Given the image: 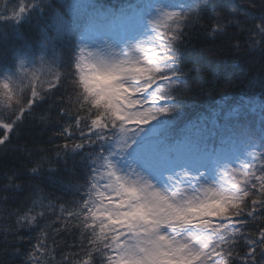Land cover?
<instances>
[{
    "label": "snow or ice",
    "instance_id": "1",
    "mask_svg": "<svg viewBox=\"0 0 264 264\" xmlns=\"http://www.w3.org/2000/svg\"><path fill=\"white\" fill-rule=\"evenodd\" d=\"M252 7L0 11V264H264V5ZM223 51L240 76L209 73L203 55ZM253 55L260 93L176 132L178 96L234 86Z\"/></svg>",
    "mask_w": 264,
    "mask_h": 264
},
{
    "label": "trees",
    "instance_id": "2",
    "mask_svg": "<svg viewBox=\"0 0 264 264\" xmlns=\"http://www.w3.org/2000/svg\"><path fill=\"white\" fill-rule=\"evenodd\" d=\"M19 2L20 0H0V11H3L5 7L12 9ZM98 3L111 6L118 4L119 0H98ZM228 4L231 8L254 4V7L250 8L249 12L250 14H255L260 10L261 5H264V0H228ZM239 10L243 14L245 8L240 7ZM19 31L27 40H35L38 38L35 20L21 25ZM216 43L218 44L219 42ZM193 45L196 49L214 46L211 40H205L203 37L194 39ZM192 47V45L188 47V55L193 54ZM235 58V54L228 51L205 53L203 55V62L208 66L209 73H211L212 69L220 68L222 69L219 73L221 77L233 72L235 76H240V73L236 70V66L233 63ZM245 66L249 68L248 75L242 79H234V86L232 87L220 85L216 88L209 87L208 90L202 93L178 96V99L182 101V115L172 122V127L175 128L176 132H180L184 129L189 121L196 122L197 118H200L202 121L206 118L208 113L219 112L221 109L226 111L230 105H233L239 99L241 93H247L249 95L259 94L261 91V86L258 83L261 75V62L259 56L253 55L249 63ZM258 119L259 117L257 116V121ZM57 195H60V193H57ZM10 207H15V205H10ZM2 224L3 221L0 220V226H2ZM4 259L6 264H19V261L10 262L7 258Z\"/></svg>",
    "mask_w": 264,
    "mask_h": 264
}]
</instances>
